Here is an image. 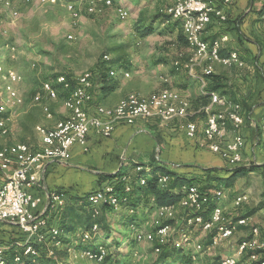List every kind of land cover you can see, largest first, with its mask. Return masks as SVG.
<instances>
[{"label":"built area","instance_id":"2783aa9c","mask_svg":"<svg viewBox=\"0 0 264 264\" xmlns=\"http://www.w3.org/2000/svg\"><path fill=\"white\" fill-rule=\"evenodd\" d=\"M79 1L85 4V11L89 14L97 13L98 2L102 1L107 6L115 5L121 18L125 19L129 16V10L120 4H115L114 0ZM231 2L232 0H222V3H219V0H173L171 4L161 9L162 13L170 16L171 19L181 22L189 44V57L184 61L180 59L175 61L174 65L193 71L195 66L203 64L204 77L201 78V82L205 92L209 82L206 76L214 72L213 62L228 67L245 65L236 51L230 52L228 56H221L222 43L228 39L227 36L212 43L204 38L205 32L215 19L219 22L227 21L226 6ZM4 9H11L13 15H18L13 8L12 0H0V11ZM66 9L74 19L81 16V9L75 1H68ZM261 19L264 27V14ZM68 37L73 38L72 35ZM103 60L109 62L110 56L104 55ZM122 72L126 77L130 76L123 68L111 69L110 75L115 78ZM0 75L4 82L3 87L0 88V137H6L10 132L11 111L21 102L17 84L24 78L16 68L6 66L1 61ZM94 77V72L86 71L70 77L66 74H58L42 81L41 90L33 97L34 103L41 104L46 116L52 118L53 113L43 102L44 98L46 96L51 100H57L62 92L65 94L63 101L68 115L52 128L42 124L37 126L36 129L41 136L39 147L26 142L7 145L0 139V221L18 226L25 236L23 241L12 243L0 241V264H11V262L21 264L24 257H38L40 252L35 243L42 244L49 240L52 244L48 248L49 255L54 253V248L62 246L61 228L50 223L46 211L48 208L54 210L62 208L65 204V194L58 192L48 194L47 204L41 209L43 199L32 191L38 182L33 170L48 161L60 163L67 161L74 145L79 144L86 148L88 135L92 130L108 137L120 122L134 124L138 119L158 118L162 123H168L174 119H182L185 120L182 127L189 138L204 141L212 152L220 154L231 165L244 161L246 139L242 127L245 119L240 103L230 101L216 91L206 92L209 94L210 103L205 109L206 124L200 137L198 123L190 118L195 114L191 101L178 90L166 88L150 95L131 93L115 107H106L94 104ZM93 105L95 112L91 113L90 107ZM216 106L222 109H216ZM228 125L232 127L233 136L227 140L225 136ZM260 146L264 153V123ZM143 169L142 165L136 166L135 174ZM134 175L124 173L117 180L123 184L122 192L116 191L118 183L116 182L107 184L90 194L88 201L95 209V213H99L98 208L103 203H108L116 211L121 210L123 204L128 202ZM170 179L168 175H161L159 183L162 187H166ZM144 182L145 180L142 179V183ZM183 190L184 195L177 204L156 208L157 219L160 222L153 229H142L136 223L131 224V229L134 239L138 243L152 244L156 254H160L165 246L176 249L187 247L190 251V264H197L201 252L221 246L237 232L239 226L246 224L247 219L239 218L236 222H227L222 205L227 194L225 188L207 193L201 191L199 186L191 185L185 186ZM211 194L216 200V205L205 216L204 212L211 201ZM245 199L244 196H237L234 203L240 205ZM151 200L154 201V198L152 197ZM179 209L185 214L177 218ZM127 210L130 215H134L138 208L127 207ZM171 220L176 222H169ZM197 227L212 234L208 246H204L201 242L193 243L191 240L189 233ZM98 231L99 225L95 224L91 230L80 232V237L83 242H89L93 239V234ZM262 249H264V240L259 238V230L255 228L250 239L239 243L234 255L224 257L216 264H239V256L250 251L249 258L257 259L258 254L255 251ZM107 253L108 248L104 245L80 250L82 258L95 263L103 262Z\"/></svg>","mask_w":264,"mask_h":264},{"label":"rangeland","instance_id":"374dc122","mask_svg":"<svg viewBox=\"0 0 264 264\" xmlns=\"http://www.w3.org/2000/svg\"><path fill=\"white\" fill-rule=\"evenodd\" d=\"M68 1L77 2L78 8L81 9V16L78 19H74L66 9ZM114 2L120 3L129 10L127 18L120 17L115 5L107 6L102 1L98 2L99 11L95 14L87 13L85 4L79 0L33 2L12 0L13 8L18 15H13L11 9L0 11V61L6 66L16 68L24 78L18 86L25 103L21 108L15 107L13 112L29 109V113L32 114L30 119L19 122L18 126L21 134L27 137L26 141L35 143V119L43 117L39 107L30 106L32 95L38 90L40 83L48 78L58 74L77 76L86 71L95 72L106 54L115 62L110 64L112 67L127 69L143 81L149 80L155 84L171 74L173 62L181 58L182 52L173 45V32L163 25L164 17L152 21L154 16L162 13L161 9L166 5L161 6L150 0H114ZM139 19L153 22L154 32L141 37L137 31ZM69 35L73 38L70 39ZM202 66L203 64L197 65L194 70ZM143 81L138 80V87L146 89L147 85ZM3 84L0 75V88ZM153 92L158 90L155 89ZM51 106L60 109L62 101L52 103ZM257 142H261V133L258 130L252 146L257 148L259 146ZM248 156L253 158L252 153ZM255 157L258 162L264 161L263 154L256 153ZM237 193L239 194L237 196L247 195V199L240 205L233 202ZM226 200L227 208L224 210V215L227 222L246 218V224L221 246L201 252L199 256L201 254L203 256L199 257L197 264H216L224 254L235 252L240 242L252 236L255 228L259 230V238L264 240V176L255 172L238 178L227 191ZM261 205L262 208H259ZM120 211L106 215V224L110 231L109 234L102 235L106 236L104 240L110 247L108 250L113 252V259L119 264H153L159 255L154 252L150 243L137 242L134 250L128 245L120 247L118 252L115 250L112 243L114 238L120 240L133 238L131 221L129 222V217L121 214ZM181 212L182 209H179L177 218H180ZM134 215L137 226L142 229L151 230L160 222L152 208L146 211L139 210ZM174 222L176 220L172 221ZM189 234L193 243L201 242L206 246L203 240L207 232L197 227ZM65 237L70 241V249L68 255L61 254L60 264H95L82 258L80 250L75 247L80 240V233ZM189 252L187 247L176 250L174 257L170 258L167 264H184L187 259L189 260ZM11 254L12 252L9 253ZM263 256L264 252L258 255L257 259ZM248 257V252L239 256V264H249L257 260Z\"/></svg>","mask_w":264,"mask_h":264},{"label":"crops","instance_id":"0c3cea01","mask_svg":"<svg viewBox=\"0 0 264 264\" xmlns=\"http://www.w3.org/2000/svg\"><path fill=\"white\" fill-rule=\"evenodd\" d=\"M150 1L165 6L171 4L173 0ZM219 3H222V0H219ZM226 12L227 21L219 22L215 19L205 32L204 38L212 43L216 39L227 36L228 39L222 43L221 51H228V55L230 52L236 51L244 61V67H228L219 62H213L212 65L215 74L225 76L228 79V83L233 85L235 96L231 99L242 104V114H245L242 133L246 139L245 159L243 162L254 160L256 164H264V161L258 162L255 157L256 153L264 155L260 142L256 143L259 144L257 148L252 146L256 131L258 130L261 133L264 123V27L261 19L264 14V0H232L226 6ZM163 25H166L173 32L172 39L173 45H175L178 32H183L181 22L170 19L165 20ZM179 51L182 52L180 55L182 61L186 60L190 55L189 49ZM118 68L120 67L114 66L112 70ZM124 72H129L130 76L126 77L123 72L119 73L115 77L119 81V87L109 94L101 91L102 83L95 74L94 104L115 107L131 93L141 92L150 95L154 93L155 89L158 91L166 88L176 89L190 99L195 112L190 118L198 123L200 137H202L207 112L201 113L196 108L200 104L198 101H201V99L197 100V98L206 94L201 82V78L204 77V66L189 71L182 66L176 67L174 65L171 74L166 75L162 78L163 80L155 84L149 80L143 81L142 78H138L139 76L137 77L133 73L131 74L127 69H124ZM137 79L143 81L147 88L138 87ZM41 83L37 91L41 90ZM18 84L17 88L19 89ZM37 91L32 95L30 106L39 107L43 112V117L35 119V143L26 141L27 137L25 138V135L21 134V130L18 127L19 122L31 118L32 114L27 109L15 113L13 110L11 111L10 132L6 137H0L3 144L10 145L17 142H26L39 147L41 136L36 129L37 126L42 124L52 128L59 120L64 119L68 115L63 97L60 96L57 100H51L45 96L43 102L50 107L53 113V117L48 118L43 111L42 105L33 101ZM20 95L21 102L16 106L17 108L23 107L25 103L21 92ZM224 97L232 101L229 96ZM59 100L62 101L60 109L51 106L52 103H57ZM193 100H196V103ZM215 108L222 109L219 106ZM90 112H95L94 105L90 107ZM184 122L185 120L182 119H174L168 123H162L158 118L138 119L134 124L120 122L116 125L112 135L108 137L92 130L88 135L86 148L79 144L74 145L71 149V156L67 161L63 163L48 161L33 170L38 182L32 191L43 199L40 208L43 209L46 206L48 194L52 192L64 193L65 203H67L71 201L73 196H82L94 192L107 184L116 183L118 180L117 172L120 169L122 174L132 173L134 175L136 166H147L157 163L187 177L201 178L205 168L224 167L227 164L226 161L220 154L209 150L207 143L199 139L189 138L186 135L182 127ZM232 136V127L228 125L225 138L228 140ZM250 153L253 154V158H249L248 155ZM103 176L106 179L102 180ZM231 187L225 188L226 193ZM237 195L239 194L237 193L235 198ZM243 196L247 199V195L244 194ZM222 205L225 210L227 208L226 198L222 201ZM137 208V211H146L152 206L148 199H145L140 202ZM152 209L156 212L155 207ZM120 213L129 217L130 220L134 219L135 216L130 215L127 208H122ZM46 215L51 219L52 212H48ZM53 222L55 223V221ZM134 223L137 224L136 219H134ZM17 231L18 228L8 224L1 225L0 237L4 236L5 239L16 237ZM208 234H205L206 236L203 240L205 244ZM235 252H228L222 258L232 256ZM201 256L203 254L199 257L201 258Z\"/></svg>","mask_w":264,"mask_h":264},{"label":"trees","instance_id":"16d2710c","mask_svg":"<svg viewBox=\"0 0 264 264\" xmlns=\"http://www.w3.org/2000/svg\"><path fill=\"white\" fill-rule=\"evenodd\" d=\"M160 17H164V20L171 19V17L168 16L167 14L160 13L154 16V18H152V21ZM154 30L155 28L153 22H148L147 20L139 19V24L137 25V31L141 37H146L152 34ZM175 45L179 50L182 51H184V49H189L188 41L182 31L178 32ZM220 54L221 56H227L228 51L226 52V50H222L220 51ZM180 60H182V58H180ZM113 62L114 61L112 60H110L109 62H105L102 59L101 63L98 65L97 69L94 72L97 78L102 83L101 91L103 93H107V94L113 93L119 87V81L110 75V70L112 69V66L110 64H112ZM67 76L70 77L73 76V74H67ZM206 77L209 80L208 85L206 87V92L216 91L221 96H229L230 99L235 96L233 85L228 83L227 81L228 79L225 76L220 74H215V72H213L212 74ZM60 96L64 97L65 94L61 92ZM199 99H201V101H198L200 102V104L199 106H197L196 109L200 110L201 113H204L206 111L205 110L206 107L210 103L209 94L206 93L202 97L197 98V100ZM232 101L236 102L235 100ZM193 102L196 103V100H193ZM226 163L228 164L227 161ZM227 164L224 167H210L203 169L204 173L201 178L187 177L179 172H176L175 170H171L157 163H152L150 165L143 166L144 169L133 176L132 191L129 195L128 202L123 204L122 207L137 208L140 202L145 199H148L152 208L154 207L157 208L169 204H177L184 195L183 188L185 186L197 185L199 186L201 191L211 193L212 192L211 190H216L221 188L224 189L233 186L238 178L250 175V173L252 172H258L264 176V164H256V161L254 160L250 162H242L237 165L229 166L228 164L227 166ZM122 175H123L122 170L120 169L117 172L118 179ZM161 175H168L171 178L166 187H162L159 183V177ZM101 179L104 180L106 178L105 176H103V178ZM142 179L145 180L144 183H142ZM116 191L117 192L123 191L122 183L119 182L117 183ZM94 192H90L82 196H73L71 198V201L65 203V205L60 209L54 210L48 208L46 214L48 212H52L50 223L53 225H57L61 228L62 233L60 238L62 241V246L60 248H54V253L52 255H49L48 248L52 245L49 240H47L46 243H42V244L35 243V246L40 252L39 256L36 258L24 257L21 264H60L61 254L64 253L68 255V249L70 248V241L65 236L66 235L68 237L74 235L76 236L80 232L89 231L95 224L99 225V231L96 234H93V239L89 242H83L80 237L79 238L80 240L77 244H75V247L77 248V250L96 248L98 245H104L107 248H110L104 240V237L106 236H102V235L109 234L110 231L108 225L106 224V217H107L106 215L116 210L108 203H103L98 208L99 213H95V209L91 206V204L88 201L90 194ZM152 197L154 198V201L151 200ZM215 205H216V200L212 197L211 194V201L208 205L206 212H204V215L207 216ZM259 208H262V205ZM181 213L185 214L183 210ZM53 221H55V223ZM128 221L129 222L131 221L130 225L134 223V219ZM169 222H172V220ZM0 224L1 225L8 224L14 228H18L17 231L18 234L16 237H9L8 239H5L4 236H1L0 237L1 242L12 243L15 241L24 240L25 236L18 226L11 225L9 223H5L1 221ZM243 227L244 226H239V229ZM211 235L212 234L209 233L207 236L206 246H208L211 243ZM251 237L252 236H250L246 240L250 239ZM112 243H114L115 250L118 252V249L125 245L130 246L131 247L130 249L134 250L137 241L134 239V237L133 238L128 237L126 240H120L114 238ZM176 250H180V249H176L171 246H165L162 252L158 254L159 256L153 264H167L168 260L174 257ZM108 251L109 252L107 253L103 262L101 263L94 262V263L119 264L117 260L113 259L114 258L113 252H111L110 250ZM263 252L264 249L255 251V253H257L258 255L263 254ZM248 253L250 256L251 251ZM262 262H264V256L261 257L260 259L252 261L249 264H261ZM11 264H15V263L11 262ZM78 264H83V263H78ZM184 264H190V258L189 260L187 259V261H185Z\"/></svg>","mask_w":264,"mask_h":264}]
</instances>
